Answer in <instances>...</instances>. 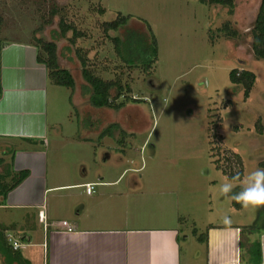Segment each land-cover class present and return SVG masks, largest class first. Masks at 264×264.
<instances>
[{
    "label": "rangeland",
    "instance_id": "rangeland-1",
    "mask_svg": "<svg viewBox=\"0 0 264 264\" xmlns=\"http://www.w3.org/2000/svg\"><path fill=\"white\" fill-rule=\"evenodd\" d=\"M260 2L235 0L230 10L202 0H0V39L31 44L37 38L56 41L60 66L69 68L77 81L75 91L47 80L49 183L71 180L83 170L82 162L94 175L106 168L116 176L122 168L142 166L137 171H125L117 209L109 201L114 216L127 220L138 216V224L146 225L149 217L167 220L178 215L182 229H196L199 234L206 232L209 224L264 227V205L244 209L219 193L221 183L231 182L234 191H239L249 173L264 169V60L256 59L251 51ZM118 13L130 16L127 24L117 32H104L103 23ZM61 19L83 36L74 43L73 30L62 36ZM145 22L158 43L151 74H145L138 64L130 67L121 61L112 40L114 36L124 38L131 30L147 35ZM225 23L229 30L223 28ZM135 37L142 48L139 34ZM77 49L86 54L88 66L97 75L105 80L120 77L140 100L118 111L107 107L95 110L88 103L77 105L74 93L84 91ZM140 54L138 49L135 56ZM237 67L255 73L247 96L241 86L230 81L229 73ZM84 107L87 110L82 112ZM87 121L135 125L125 137L120 127L113 129V137H105L104 143L95 133L88 142L71 138L69 134L79 135L81 124ZM54 123L63 124L62 136ZM119 141H123L120 146ZM212 141L222 150L229 148L241 155V181H231L216 167ZM1 148L2 140L0 174L6 172L9 163ZM118 153L124 159L126 154L128 163L125 159L123 165L110 167ZM108 154L112 156L105 162ZM6 179L8 183L12 180ZM69 193L50 190L45 207L51 211L55 195H62L58 197L62 201L59 215H69ZM0 217H7L4 210H0ZM197 240L189 234L183 241V264H205V251Z\"/></svg>",
    "mask_w": 264,
    "mask_h": 264
},
{
    "label": "crops",
    "instance_id": "crops-1",
    "mask_svg": "<svg viewBox=\"0 0 264 264\" xmlns=\"http://www.w3.org/2000/svg\"><path fill=\"white\" fill-rule=\"evenodd\" d=\"M36 56L33 44L17 40L7 41L1 51V151L9 157L7 166H11L12 171L28 170L29 175L0 197V210L7 215L0 217V230L4 227L5 235H22L23 244L19 249L32 264H183V241H187L189 234L196 240L197 236L181 228L178 215L167 220L161 216L149 217L146 225H139L141 218L138 216L127 220V217L114 216V210L109 208V201H113V208L117 209L123 196L119 184L125 171H137L142 166L122 168L116 176L106 168L94 175L82 162L83 170L79 169L71 180L49 183L46 152L48 77L46 67ZM74 97L77 105L87 106L88 103L91 108L86 90L74 93ZM127 106L130 107L129 103ZM84 110L87 107L82 112ZM54 124L62 136L63 124ZM113 124L126 133L135 125L87 121L81 124L79 135H69L88 142L95 133L104 143L105 137H113V130L110 134L107 132ZM122 144L123 141H119V146ZM118 154L114 155L110 167L126 163L127 155L124 159ZM108 155L103 158L105 162L112 156ZM135 180L131 181L137 183ZM90 182L97 184L95 191L89 194L84 184ZM50 190H70L67 195L69 215H59L58 205L62 206V201L58 197L62 195H55L57 200L51 211L45 207ZM64 220L73 226L72 230L62 226ZM206 234V241L197 240L205 251V264H264V227L209 224ZM258 257L259 261L255 262ZM0 264H7L1 253Z\"/></svg>",
    "mask_w": 264,
    "mask_h": 264
},
{
    "label": "trees",
    "instance_id": "trees-1",
    "mask_svg": "<svg viewBox=\"0 0 264 264\" xmlns=\"http://www.w3.org/2000/svg\"><path fill=\"white\" fill-rule=\"evenodd\" d=\"M208 5L218 4L233 10L235 7V0H202ZM129 15H123L118 13L115 19L106 21L103 23V31H118L125 26L129 20ZM146 23L147 35L136 33V31H128L124 38L114 36L112 38L114 42V48L117 56L121 61L130 67L140 65L142 71L145 74H151L153 65L157 60L158 55V43L157 39L152 31L150 25ZM60 32L62 36H65L69 30H73V38L71 42L74 43L75 39L83 36V34L77 31L72 25L66 23L64 20H60L59 23ZM223 28L229 30L228 23H225ZM235 33V32H234ZM139 34V39L142 40L140 48V41L135 37ZM150 34V35H149ZM7 41L0 39V93H1V51ZM37 49V61L44 64L47 71L48 79L52 80L55 84L65 86L70 89H76V78L67 67H62L59 64L58 44L56 41L44 40L37 38L36 43L33 44ZM130 49L133 50L131 55ZM141 52L140 56H135ZM252 55L256 59L264 60V0H261L258 12L252 28ZM76 54L79 58L81 65V76L84 81V90L89 95V102L92 109L112 108L115 111L126 108L129 103H134L140 100L136 96L130 85L123 84L120 77L105 80L101 76L97 75L93 69L88 66L87 56L81 53V49L76 50ZM230 81L234 86H241L244 90V95L247 96L250 90L253 88L256 76L255 73L244 67L233 68L230 73ZM120 100V101H117ZM261 122L258 121L257 125L259 132L262 133ZM117 128L116 124L110 125L107 132L110 134L112 128ZM123 137L126 136V132L123 131ZM212 156L214 157L215 165L220 169L225 177L234 182H239L244 176V163L241 155L232 149L226 148L222 150L220 147H216V144L211 142ZM217 150V153H216ZM3 159L0 158V162ZM239 173V177L233 179V177ZM29 175L28 170H21L18 172L12 171L11 166H7L5 173L0 174V197L5 196L9 191L20 184ZM11 177V182H7L6 178ZM236 203V202H235ZM193 234L197 236L199 241H206V232L197 233L194 229ZM0 253L4 256L7 264H32L28 259L22 256L20 249H14L11 244L8 243L5 228L0 230ZM259 257L255 262L259 261Z\"/></svg>",
    "mask_w": 264,
    "mask_h": 264
},
{
    "label": "clouds",
    "instance_id": "clouds-1",
    "mask_svg": "<svg viewBox=\"0 0 264 264\" xmlns=\"http://www.w3.org/2000/svg\"><path fill=\"white\" fill-rule=\"evenodd\" d=\"M238 177L239 173H236L233 179ZM219 193L240 203L244 209L264 205V169L257 168L249 173L244 183L240 186L239 191H234V185L231 182L221 183L219 185ZM223 221L228 223L229 218L224 216Z\"/></svg>",
    "mask_w": 264,
    "mask_h": 264
},
{
    "label": "built area",
    "instance_id": "built-area-1",
    "mask_svg": "<svg viewBox=\"0 0 264 264\" xmlns=\"http://www.w3.org/2000/svg\"><path fill=\"white\" fill-rule=\"evenodd\" d=\"M96 184L97 183H94V182L85 183L84 186H85L86 192L89 194L94 192ZM61 224H62V226L66 227V229L69 231L72 230V228H73V226L65 220L62 221ZM6 238H7L8 243L11 244L14 249L20 248L21 245L23 244L22 241H20L22 238V235H18V237H14L13 234L7 233Z\"/></svg>",
    "mask_w": 264,
    "mask_h": 264
}]
</instances>
